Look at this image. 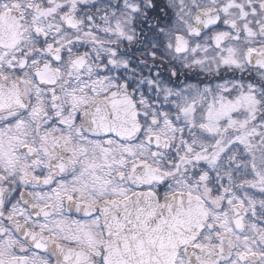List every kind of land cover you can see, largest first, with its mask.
<instances>
[{
	"label": "snow or ice",
	"instance_id": "1",
	"mask_svg": "<svg viewBox=\"0 0 264 264\" xmlns=\"http://www.w3.org/2000/svg\"><path fill=\"white\" fill-rule=\"evenodd\" d=\"M0 264H264V0H0Z\"/></svg>",
	"mask_w": 264,
	"mask_h": 264
}]
</instances>
